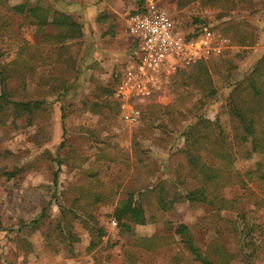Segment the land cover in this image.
<instances>
[{"label":"rangeland","instance_id":"obj_1","mask_svg":"<svg viewBox=\"0 0 264 264\" xmlns=\"http://www.w3.org/2000/svg\"><path fill=\"white\" fill-rule=\"evenodd\" d=\"M147 1L6 0L0 5V65L11 62L23 46L42 51L23 82L7 81V88L16 91L12 99L46 101L29 120L9 116L0 125V264H127L125 250L132 251L134 264H195L176 232L181 223L202 251L217 241L233 255L230 264H264V193L242 182L246 171L264 169V152L236 155L233 180L220 190L236 204L218 213L183 198L184 191L202 183L188 174L181 157L180 182L167 180L165 172L166 156L182 148V131L193 114L204 111L231 139L228 84L248 74L264 54V0H192L180 7L177 0H150L166 9L175 30L186 39L209 31L215 43L193 64L154 78L149 95L124 103L115 96L116 89L136 59L126 18ZM24 2L64 9L80 23L83 36L68 40L64 54V59H74L72 72L63 58L56 60V49L47 50L33 25L7 9ZM101 19L107 21L96 26ZM199 61L210 69L217 92L195 109L201 93L190 86L177 87L176 76L181 70L190 72ZM131 110L138 112L136 120L125 119ZM202 159L212 163L205 151ZM91 168L99 170L97 178L105 183L99 190L106 196L91 207L105 231L92 249L81 218L72 220L77 236L73 244L59 240L49 228L42 232L36 223L44 221L45 213L52 224L60 215L63 193L84 184ZM129 192L140 194L146 215L144 224L134 226L135 235L168 236L172 240L167 245L153 250L130 247V234L121 232L112 216Z\"/></svg>","mask_w":264,"mask_h":264},{"label":"trees","instance_id":"obj_2","mask_svg":"<svg viewBox=\"0 0 264 264\" xmlns=\"http://www.w3.org/2000/svg\"><path fill=\"white\" fill-rule=\"evenodd\" d=\"M190 1L192 0H177V6L180 7ZM206 1L210 2V0ZM5 2L6 0H0V5ZM214 2L216 3L214 0L211 3ZM7 9L19 14L26 23L33 25L35 33L42 38L47 50L56 49V60L63 58L62 60L69 67L68 70L71 68L69 72L73 71L74 59L68 56L64 59V54L69 48L67 41L81 38L83 33L80 23L70 13L58 7L51 9V6L28 5L26 2L7 6ZM48 28L53 33H48ZM42 40L40 39V42ZM41 54L42 51L36 47L23 46L18 49L16 57L11 62L0 65V125L5 124L9 116L14 118L26 116L29 120L30 116L46 103L44 99L13 100L12 97L16 91L7 88L8 80L23 82L27 74L31 75L39 63V58L41 59ZM41 62L46 61L41 60ZM176 77L177 87L190 86L201 93L195 109L204 106L207 100L213 98L217 92L212 83L210 69L204 61L197 62L188 73L184 70L179 71ZM228 86L226 107L232 126L231 139H227L223 134L216 119L211 121L205 116L204 111L199 112L192 115V120L188 121L182 131V148L167 155L165 159L167 180L180 182L177 166H182L185 162L188 174L197 177L202 183L198 187L184 191L183 198L190 203L206 204L216 213L231 209L236 204V200L226 199L220 191L223 186L233 180L232 164L236 155L246 158L253 153L264 152V54L256 61L248 74L233 78ZM103 90L107 93L111 92L110 89L104 88ZM172 104L164 108L166 112ZM203 151L211 156V164L202 159ZM98 172V169L93 168L87 170L84 184L70 187L67 192L63 193L64 202L59 205L60 215L52 224L46 221L48 216L43 213L44 221L36 222L42 232H47L46 229L49 228L52 233L56 232L59 240L73 244L77 236L73 231L72 220L81 218V223L90 236L88 247L92 249L98 245L105 231L98 226L91 213V207L104 202L106 198L105 193L99 190V187L105 183L97 178ZM5 174L9 178L13 176L12 173ZM242 182L250 183L264 193V169L258 166L254 170L246 171ZM112 216L119 230L130 234V247L132 248L153 250L167 245L172 240L168 236L159 234H152L148 237L135 235L134 226L146 222L143 201L137 192L127 193L125 199L114 207ZM176 232L181 235L195 264H230L233 255L226 250L224 245L212 241L202 251L192 241L185 224L181 223ZM125 253L128 255L127 264H134L132 251L125 250Z\"/></svg>","mask_w":264,"mask_h":264},{"label":"built area","instance_id":"obj_3","mask_svg":"<svg viewBox=\"0 0 264 264\" xmlns=\"http://www.w3.org/2000/svg\"><path fill=\"white\" fill-rule=\"evenodd\" d=\"M126 23L135 43L136 59L123 73L116 89L115 96L124 103L132 97L149 95V84L154 78L193 64L206 56L215 43L209 31L198 39H186L175 30L166 9L150 0L129 13ZM137 114L131 110L124 117L136 120Z\"/></svg>","mask_w":264,"mask_h":264},{"label":"crops","instance_id":"obj_4","mask_svg":"<svg viewBox=\"0 0 264 264\" xmlns=\"http://www.w3.org/2000/svg\"><path fill=\"white\" fill-rule=\"evenodd\" d=\"M92 18H93V21H95V20L97 19V17H92ZM87 19H89V18H88V16L86 15V19H85V22H86V23H87ZM100 21H101V22H99V23H96V26H99V25H100V23H104V22H106V21H107V19H101ZM86 37L90 38L88 34H87V36H86Z\"/></svg>","mask_w":264,"mask_h":264}]
</instances>
